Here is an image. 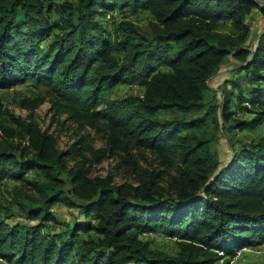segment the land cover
I'll return each instance as SVG.
<instances>
[{"label":"trees","instance_id":"obj_1","mask_svg":"<svg viewBox=\"0 0 264 264\" xmlns=\"http://www.w3.org/2000/svg\"><path fill=\"white\" fill-rule=\"evenodd\" d=\"M116 9L149 11L150 28L128 16L105 28ZM256 10L264 0H0V91L42 88L18 106L49 100L105 141L61 149L0 101V187L15 182L11 204L0 201L3 264H233L264 242V140L233 143L227 162L213 147L221 127L264 123V29L248 42ZM231 55L257 83L250 108L232 82L249 119L236 117L232 92L206 102ZM129 80L143 95L106 99ZM111 157L121 182L93 173V159ZM57 203L78 211L61 231L49 228ZM153 232L176 238V252L152 247Z\"/></svg>","mask_w":264,"mask_h":264},{"label":"rangeland","instance_id":"obj_2","mask_svg":"<svg viewBox=\"0 0 264 264\" xmlns=\"http://www.w3.org/2000/svg\"><path fill=\"white\" fill-rule=\"evenodd\" d=\"M129 17L139 27H142L144 30H148L150 27L148 26V21L151 18L149 11H141L138 13H132L129 9L120 10L116 9L114 11L107 12L106 16L101 18L103 25L105 28L110 30L114 29V21L122 19L123 17ZM250 24H252L251 33L248 42L255 43L259 34L264 29V15L256 10L250 15ZM245 62L242 63L239 59L229 56L226 63L221 68L220 72L214 75L209 84L211 86L210 91L208 92L206 102L209 105L210 103L217 102L219 104L222 103L223 97L225 94L231 93V103L232 106L238 110L239 114H236V117L241 119H249L252 116L251 113H243L244 109L241 108L238 100V92L241 88L235 87L232 85L233 80H237L240 82V85L243 89V105L251 106L248 103V99L250 98L251 89L256 84L250 80L248 76L250 72L245 70ZM162 69L167 70L168 67L161 66ZM226 80H231L230 84L225 83ZM264 83L261 82L260 84ZM259 85V84H258ZM264 85V84H263ZM144 88L138 82H133L131 80L120 83L109 89L105 93L106 99H118V98H126L131 95L141 96L144 93ZM43 92L42 88H35L32 84L28 86L19 85L17 87H12L7 89V91H0V101H2L4 107L8 108L15 112L17 115H21L25 118L29 116L33 117L39 125L47 131L54 133L57 136L59 141V147L61 149H70L72 146H82L83 142H88L93 145L95 148H101L104 146V138L103 133L98 132L96 129L91 126H82L80 123L72 121V119L68 118L67 115L58 114L56 108L53 103L48 100L41 104L34 111L24 109L18 106V99L22 97V95L26 96H36ZM244 107V106H242ZM213 130V128H212ZM220 135L218 139L213 142L214 149L218 152V155L221 157L223 162H227L232 155L233 143H237L238 141H259L264 140V123L260 124L256 128L240 130V129H231V131H227L224 127L220 128ZM89 157H92V154L88 152ZM91 168L95 175H114L115 180L117 182L123 181V177L121 175L116 174L118 169H116L117 159L111 157L110 159H105L103 161H99L97 159H93ZM32 175V174H30ZM12 181L10 183H5L0 187V201L4 202L7 205H10L12 202L11 198V189L13 187ZM15 208V218L22 219L23 217L19 214L16 207ZM13 208V209H14ZM53 211H55L59 221L58 223L51 225L49 228L57 231L64 230L66 228L67 223H71L74 221L76 216L78 215V211H76L73 207H68L62 203H57L53 206ZM146 240H149L152 247H156L158 249H162L171 254L176 252V238L170 239L164 236L160 232H153L150 234L143 235ZM0 260V264H3ZM264 264V242L258 245H254L252 247L239 250L238 254L235 256L233 260V264Z\"/></svg>","mask_w":264,"mask_h":264}]
</instances>
